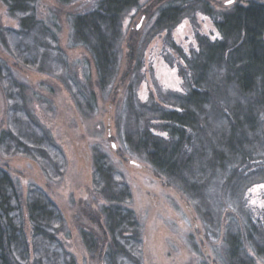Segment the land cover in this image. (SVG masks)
I'll return each instance as SVG.
<instances>
[{"label": "trees", "instance_id": "trees-1", "mask_svg": "<svg viewBox=\"0 0 264 264\" xmlns=\"http://www.w3.org/2000/svg\"><path fill=\"white\" fill-rule=\"evenodd\" d=\"M221 2L93 0L68 14L69 47L89 54L73 62L60 43L57 14L42 16L39 0H0L18 21L17 28L0 26V44L17 68L60 80L85 117L97 109L96 87L108 95L124 86L125 97L114 94L112 100L125 148L189 199L205 226L203 239L225 264H264V216L247 199L253 186L264 183V2ZM132 11L149 26L132 28L126 38L123 23ZM199 13L212 19L220 37L196 33L198 46L186 53L171 31ZM157 37H164L165 60L178 68L183 89L156 87L142 101L145 53ZM0 84L8 100L2 153L33 159L49 178L61 177L64 151L32 109L31 88L1 56ZM93 158V186L105 203L89 215L97 227L81 229L86 249L99 264H143L130 187L106 153L96 151ZM67 228L44 188L20 185L0 162V264H78L61 236Z\"/></svg>", "mask_w": 264, "mask_h": 264}, {"label": "rangeland", "instance_id": "rangeland-1", "mask_svg": "<svg viewBox=\"0 0 264 264\" xmlns=\"http://www.w3.org/2000/svg\"><path fill=\"white\" fill-rule=\"evenodd\" d=\"M39 3L42 16L57 14L60 17V43L68 50L70 60L74 62L88 56L81 46L69 47L70 27L67 18L69 13L84 10L93 0H72L69 4L58 0H39ZM221 3L227 4L226 0ZM0 26L18 27V21L9 16L2 3ZM136 26L145 31L149 23L141 13L132 11L123 23L126 38ZM217 32L212 19L199 13L194 21L188 18L182 20L171 31V38L189 53L198 46L196 33L212 39ZM166 52L164 37L152 40L146 50L143 81L138 88V96L142 101H147L156 87L162 90L183 89L178 68L165 60ZM172 55L175 53L171 50V57ZM0 56L11 64L18 78L31 88V107L64 151L66 167L61 177L52 179L33 159L21 155L5 156L1 149L0 162L7 165L20 185L41 186L61 208L68 224L61 236L67 248L77 258L78 264H99L91 258L81 237L82 227H97L90 221L89 215L98 212L105 203L93 186V155L96 151L106 153L130 187L132 197L129 206L136 213L144 240L143 264H225L215 254L211 243L203 239L206 234L205 226L193 212L189 199L156 176L151 165L130 153L123 145L115 124L118 104L117 101L113 103L112 98L115 94L117 100L123 99L124 86L113 89L115 91L108 95L96 87L97 109L88 112L89 116L85 117L60 80L28 67L17 68L13 65L14 59L1 44ZM7 111L8 100L4 86L0 84V131L6 123ZM247 199L255 213L263 217L264 183L253 186L247 193Z\"/></svg>", "mask_w": 264, "mask_h": 264}, {"label": "snow or ice", "instance_id": "snow-or-ice-1", "mask_svg": "<svg viewBox=\"0 0 264 264\" xmlns=\"http://www.w3.org/2000/svg\"><path fill=\"white\" fill-rule=\"evenodd\" d=\"M227 5H232L234 3V0H226ZM219 32L216 33L215 36L212 37L213 40L217 39L219 37Z\"/></svg>", "mask_w": 264, "mask_h": 264}]
</instances>
